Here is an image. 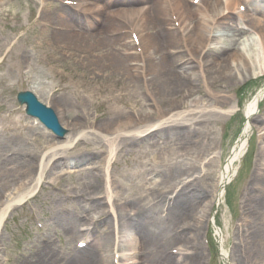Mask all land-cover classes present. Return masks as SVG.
<instances>
[{
    "label": "rangeland",
    "instance_id": "1",
    "mask_svg": "<svg viewBox=\"0 0 264 264\" xmlns=\"http://www.w3.org/2000/svg\"><path fill=\"white\" fill-rule=\"evenodd\" d=\"M37 3L38 0H32L30 2H25L23 0H7L6 3L0 5V100H8V105L12 107L13 105H16L15 94L18 91L27 90L29 85L33 84V86H36L39 89L38 96L40 101H48L54 108L59 106V108L63 110L61 112L62 123L66 124V122H74L79 126H82V120L84 118L86 121L84 123L85 126L93 123L94 126L99 128V130L103 129L102 131L109 129L114 123L117 122V120H119L120 114L123 113L122 108L125 110L127 107H131L133 102L138 100H141L143 105H146L145 101L148 103L149 97L144 95V92L140 87H138V90L136 91L134 88H130L135 83L134 78H132L133 82L129 83V95L126 98L128 102L106 103L108 90H114V96L118 97L117 89L120 87L122 82L127 81L128 79L123 74V67H121V69L119 66L120 61H116L113 66L114 60L112 62L108 61L109 64L113 66L112 69L104 71L105 69L102 70L100 67L102 72L97 76L98 70L96 71V67L98 63V56L101 58V60L103 57V54H97L98 49L104 47L103 50L105 49L106 53L112 52V46H109L111 44L108 41L107 36L104 34L102 40L97 42L95 38H92L93 35L91 37H82L85 42H79L73 39H68L69 41H61L58 39V37H55L56 39H54L53 32L45 27V24L48 22L54 25H59L55 23L54 20L50 19L51 15L49 16L47 14L46 18L43 17L42 19L37 20L35 23H32V21L29 22V20L34 18L37 13ZM53 12H57V9H55ZM32 24L34 25L33 29L25 37L16 36L17 32L23 29L25 25L31 26ZM74 30L77 29L74 28ZM55 32L57 33L59 31ZM232 40L233 39L230 41ZM63 48H65V53L70 54L73 56L72 58L76 59V63H74L75 61L72 59L74 62L63 60L58 62V64H50L48 61V56L55 54L57 51L59 52V50L61 51ZM78 56L83 58L81 59ZM118 59H120L119 56ZM21 61L33 62L34 64L33 66L30 65L26 66V68H22L20 63ZM49 65H51V67H48ZM83 65H85L86 68H84ZM221 65H223V63H220V66ZM219 74L220 73L218 72L214 73L213 69H211L209 72L210 79L215 80V83H217L216 85L219 88L217 91H227L228 95L236 93V98H241L242 104L246 103V101L249 100L250 97L257 91V88H253L249 91L246 90L247 92L245 91L239 96V90L242 89L247 81L251 80V78L248 77L246 81L240 82L239 78L228 80L226 77H223V75ZM99 88H102L100 90L101 92H99ZM151 90H153V93L150 97L154 98L159 103V107L171 108L173 106L169 105L171 104L168 100L170 94L167 90L162 89L161 91H163V93L161 94H157L153 88ZM127 93L128 91H123L120 94V98H124ZM193 94H195V91H193ZM50 95L51 97H49ZM191 95L192 91L188 98H191ZM188 98H186L185 102H183V106L188 104ZM77 101L82 102L83 104L80 110L75 107V102ZM165 102L167 105L164 104ZM261 108L264 110V101L261 103ZM81 112H83L84 117L81 116ZM90 117L95 119V121L90 122ZM30 126V122L24 120L23 115H21V111L10 115L6 113L3 107L0 108V143H4L3 141H7V139L20 141L10 142V148L17 146L14 144L17 143L23 146H19L22 150L26 151H30L36 146H41L42 143L39 142V138L36 137L33 132L34 129H32ZM241 127L242 120L238 122L237 125L233 123V125L229 127H224L221 125L218 132L215 130L216 126L211 125V129L214 130L212 140L209 141V145L205 146V149L200 151V158L209 154L214 148H217V146L219 147V135L221 131L224 136L227 135L226 139H223L224 146L222 148L224 150H228L232 142H234L237 138L240 131L236 134V136L235 132L240 130ZM207 129H210L208 125ZM259 141L261 142V139ZM95 144L96 142L94 145ZM257 145L258 144L255 143L256 151L258 150ZM88 147H90V144ZM96 149L98 148L93 146L91 150ZM5 150L7 149L0 148V156L3 154V152H5ZM86 150L87 148L81 144V146L77 148L76 152H80L78 154H82ZM256 151H254V154ZM94 154L96 155V152ZM147 154L148 155L146 156L149 157L148 161H152L153 158L155 160L161 159L157 153V150L154 148L149 150ZM251 155L252 151L249 152L248 157L251 158ZM68 156L70 157L69 154ZM102 156V154H98V156L94 157L96 160V158L100 159ZM128 156L122 157V155L118 154L115 172L112 169L113 173L118 174L124 167H128L130 170L131 167L134 166L136 161L133 163V165H129L128 161L130 160L128 159L136 157V153L132 151L128 154ZM192 157L196 158L195 151H193ZM140 159L142 158L137 159V161ZM6 168V165H2L1 170L4 171ZM248 174L249 172L247 168L244 177L246 178ZM206 177L199 183L200 190L207 189L212 186V183L209 184V182H207ZM211 177L212 181H214L215 175L213 174ZM77 182L78 181L75 178L71 180L72 184H76ZM243 182L244 180H241L238 183V187ZM69 183L70 182H68V185ZM129 188L132 190V186H129ZM131 190H129V192ZM130 197L132 200L134 199L133 201L138 200L131 196V194ZM259 199L261 201H259ZM259 199H257V206H259L261 203L260 207H258L253 212L250 210L248 211V214H243V217L246 218V220L248 219L251 221L248 224L246 223L245 228L248 230L249 236L252 237L253 244L250 248L252 250L248 249V253L249 250L251 251L249 254L250 258L246 259L244 256L232 249L235 256L234 259L238 264H264V194L261 195ZM254 201H256V199ZM48 210H50L51 214L54 212L52 208H48ZM244 210L245 209H243V212ZM241 216L242 214H238L235 216V219L239 220ZM227 218H230V216H227ZM49 223H51V225H49ZM218 223L220 224V222ZM45 229L46 236L50 239L57 237L62 233V228L60 227L55 216L46 220ZM21 231L22 229L15 231L16 235H19ZM28 231L29 230H27V232ZM6 236L10 237L7 233H4V237L1 240V248H3V244L6 243ZM234 238L235 237L233 236V240ZM39 243L42 245H47L40 242L39 236L37 237L36 235H33L31 236L30 240H26V238L23 237V240H21L17 249V264H21L22 258L26 256V254L33 253ZM61 244H63L62 249L59 248V244L57 243L47 246L50 247L52 252L59 255L60 253L65 252L67 247H71V242H69L68 245L65 243ZM227 247L228 250L233 248L230 243L227 245ZM206 256L208 257L207 254ZM206 256L204 257L202 264H211V262L207 260ZM67 257L69 256L66 254L65 260H67ZM63 258L64 257H62V259H56L50 264H63ZM218 263L219 259L217 258V255H215L212 264Z\"/></svg>",
    "mask_w": 264,
    "mask_h": 264
},
{
    "label": "bare ground",
    "instance_id": "2",
    "mask_svg": "<svg viewBox=\"0 0 264 264\" xmlns=\"http://www.w3.org/2000/svg\"><path fill=\"white\" fill-rule=\"evenodd\" d=\"M92 1H94L95 6H96V1H101L102 4H105L106 6H109V7L112 6V8L117 5L116 1L112 3L111 0H92ZM170 1L173 5V9L177 16V19L180 21V24L183 26V28H185L188 24H191V23L194 24V28L192 29V31H190V33L187 34V40L190 45H195L196 49H199V47L204 45L210 24L212 23L214 19L218 20L217 27H216V33L213 39V42L215 44L217 41L220 40L222 36H224V43L228 42L229 40L227 39L230 38L231 33L226 31L225 29L226 25H228L229 22H231L232 20L236 19V20L242 21L243 19V16L240 13L239 14L235 13L236 0H226L224 4H220L218 1L206 0L205 6L207 8V11H209L211 14L210 17H204V13L200 11L199 8H194V7H190L186 5L184 3V0H170ZM242 1L245 3L247 7V11L245 15L249 17V24H250V29L252 31V36L260 39V45H262L263 51L261 53H254L251 50V52L247 53L248 51L246 50V47L248 46L250 47V45L253 44V42L249 44V40L252 38H246L245 41H243L242 43L243 49L241 50H237V51L234 50L231 53L227 49V47L221 46L219 47L218 50L213 51V54H214L213 59L208 60L209 61L208 64L209 66L216 67L215 68L216 72L221 73L223 72V70L220 67H217L218 64L216 65V61L220 62L223 59L226 62V66H225L226 69L223 72V74L226 73V76L229 78H232L235 75L239 76L243 73L251 75L257 72L256 75H261L262 79H264V9L259 6V1L261 0H242ZM152 4H153V10H151L152 12H151L150 17L147 16V14L150 11L144 12V11L139 10L138 8H133L130 12L124 13L121 15H123L126 19H128L129 22L140 33L141 43L144 47L145 55L149 63L148 70L149 69L152 71L156 70L157 72L156 79L158 81L157 82L153 81V83H155L153 84V87L158 86V88H161V87L166 88V90L172 96H176L179 93H187L189 92V89H188L189 84L193 82L194 83L200 82L199 80L195 79L196 72H194V70L196 69V67L190 66L187 63L188 61L184 60L183 57L181 56L171 57L172 59H175V62L179 66L178 69H175V70L169 67L168 63L170 61V57L169 58L162 57L160 60L158 59L157 61H155V57L153 53L150 51L152 46L148 44V40L151 43L152 34L155 35L160 40L161 33L158 31H155V33L150 34L147 38H145L144 35H141L145 28V24H146L145 19H148L152 22V26H156L158 23V25L162 26L164 29L166 27L165 31H162L165 40H161L160 42H158L160 49L162 48L163 50V44H166L164 47L168 46L171 49H175L174 47H176L179 44V38L177 35L178 33L170 32L169 30V28L171 27V21L169 18V12L167 9L166 0H155L152 2ZM88 11H90V9H83L82 12L87 13ZM227 12H230V15H228ZM68 15L72 17V19H79L78 15L74 13H69ZM155 18H158L157 21H153V19ZM87 20H90L89 21L90 27H95L94 21L96 22L98 20H104V19L100 15L99 12H94L92 13L91 17L87 18ZM159 22L162 25H160ZM109 26L112 27L113 24L111 23V25ZM183 30L186 31V29H183ZM95 31L97 32V29H95ZM218 31L222 33L216 36ZM233 32L236 33V31H233ZM66 33H69L67 34V36H65L67 40L73 39L75 41L85 42V40H83L82 37L86 35H82V34L75 32L68 25V23L66 24ZM92 34H93V31H92ZM243 53H247L249 59H246ZM131 62H133V65L135 66V67H132V70L134 71V73L136 72V70H140V67L138 65L139 58L137 55H132ZM183 77H186V82L183 80ZM158 93L161 94V92H158ZM261 97H262V92H260L257 96L253 97L248 102V104L244 107V111L246 114V121L248 123H250L249 119H251V113L256 107L257 101L261 99ZM225 99L227 101L226 104H230V105L224 113L229 114L235 108L234 102L230 98H225ZM156 111L158 112V115H159V117H157L159 119L156 122L151 123L148 119H145V118L142 119L141 116H138L137 118L138 122L136 123V125L140 124L139 128L135 131L134 134H130L126 136V137L132 138V140L129 141L130 145L141 144L142 142L147 141L149 137H152L156 134L157 129L159 131L160 127H163L167 124H171V123L179 124V122L186 121V118H189L190 120H192L191 118H193L192 117L193 111H197L196 113H203V114L206 113L204 110H192L191 112L186 111L183 114L173 113V115H169V114L167 115L166 113L160 112L158 109ZM129 119H130V116L127 118H124L121 122L115 124L112 127V131L106 133L104 136L99 137L100 139H103V141L107 142V144L109 145L110 151L113 149L112 148L114 146L113 143L117 139V137H115V134L118 133L119 130L123 128L127 129L133 126L132 122H130ZM119 124H124L127 126L123 128H119L120 127ZM177 124L171 126L168 129L172 130L174 128H180V126H178ZM248 129L249 128H244L242 132L243 138H241L239 144H237L233 148L231 155L229 157L230 160L227 162L225 172L223 175H221V179L217 181V182H220V184L221 183L224 184L226 182V178L229 179L227 177L228 176L227 173H230L231 163L237 160L238 157H240L241 154L243 153V150L245 147V138L247 137V134L249 132ZM151 131H154V132L151 133ZM172 131L174 132V134H176V131L174 130ZM73 137H75V135ZM185 145H189V148L190 146L191 147L194 146L195 148L194 150L196 152L198 150L201 151V147H200L201 144L198 141H193L187 138H184L181 140L177 139L176 141L173 140L171 142L162 143L161 144L162 147H160L159 145V150L161 151L162 155H166V157L169 158L171 153L180 152V149L184 147ZM110 160L111 158H108V160L105 162V168H104L105 171H107L109 167ZM13 162L16 163L17 165H20L19 158H14ZM45 165H46V162H45ZM183 166L184 167L178 166V165H170L169 163L164 162L161 165V169L163 172L162 176L165 177V180L160 181L158 184L161 185L162 182L163 183L166 182V180L169 178H172V176L174 178V175L182 176L181 174H178L181 172L183 173L186 172V174L190 172L193 174L195 172V169L193 167L189 166L188 168H186L185 165ZM55 167L56 166L53 165L52 169H54ZM146 167H149V168H146ZM153 170H154L153 167L150 165L149 166L140 165V166H135L134 171H136V175H139V176L144 175V178H145V176L147 177L148 175H150L153 172ZM17 173L18 172L13 171L11 173L4 175V178L14 177ZM114 175L115 177H113V182H114L115 188L118 184H120L119 188L123 186L121 185L122 182H126V184L128 183L131 185L139 186L138 182L137 183L133 182L136 180L135 178H133V177H136L135 173L133 172L130 173L129 171L126 170V172H122L120 174H114ZM177 177L181 178L179 176ZM259 177H260L258 178L259 183L261 184V186L264 187V181H263L264 172L260 173ZM89 181H91V178H89ZM192 181L195 182L196 179L194 178ZM156 183L157 181H154L150 185L156 186ZM120 191L121 189H119V192ZM119 192L117 193L118 194L117 201L119 204V210H120L119 212L120 214L123 215V213L127 212L129 209H128V206L125 204V202H122V199H121L122 195ZM189 194L190 193L184 192V190L182 189L176 194V196H174V198H176L175 199L176 203L174 202L171 208L167 209L168 220H167V223L165 224H164L165 221L161 223L165 227H163V229L157 234L159 235V237L157 235L147 232L143 228L147 225H150V223L151 224L156 223L154 216L157 213V210L162 209V206H159L161 203L157 205L156 209L142 211L140 213V216L138 217V220L135 223L131 224V226L129 223L125 222L124 227L121 231L123 249H125V251L127 252H135V254L141 249V250L146 251V255L144 258H138L137 254L136 256L133 255L131 257H126L123 261V264H127L128 262H130V264H134L137 262V260L142 261V264H200V262L202 261V254H198L197 252H195V250L193 251L191 248V242H190V241H195L198 239L196 236H194L196 231L193 230V227H191L193 226L191 224L192 222L191 218L184 217V216H188V214H190L189 212L196 211L197 205L199 202H196L197 199L195 197H197L198 195H193V194L189 195ZM139 195H141V192L139 193ZM151 196L155 197L154 201L159 199L158 192H156V196L154 194H151ZM178 196H181V198H179ZM222 197H223V189L220 187V190H218L217 192V200L215 204H219L221 202ZM260 205L261 203L259 204V207ZM255 206L256 204L252 206L253 207L252 209L256 208ZM183 219L184 221L191 220V222H188L186 225V230L188 234H185L183 233V231H181L180 235H178L177 229L179 227L177 228V226H174V223L179 222ZM196 222L199 224L198 221ZM151 227H154V226H151ZM129 228L134 229V235L131 236L130 239H127L130 236L128 234ZM125 234H128V235L125 236ZM159 238L165 239L163 240L164 246L167 244H173V243H179L178 245L180 246L183 245L182 247L186 246L188 250L185 249V251H187L188 253L186 252L187 254H185L184 256L178 259L173 258L170 255H166L164 246H161L158 241ZM106 242L107 240H106L105 234H103L102 236H99L98 239H96V241L94 242V244L90 246L92 248L85 250L83 252L77 253L76 255L73 256V259L70 260L67 264H107L108 262L107 256H104L102 259L100 257V253L104 252V247H105ZM149 249H150V252H149ZM143 253L144 252H142V254ZM222 257L225 260L226 264H229L232 261L230 256L227 257V254H224V256ZM25 264H45V260L44 258L36 257V258H32Z\"/></svg>",
    "mask_w": 264,
    "mask_h": 264
},
{
    "label": "water",
    "instance_id": "3",
    "mask_svg": "<svg viewBox=\"0 0 264 264\" xmlns=\"http://www.w3.org/2000/svg\"><path fill=\"white\" fill-rule=\"evenodd\" d=\"M40 109H41V111H43L42 113H48L46 110H44L42 108H40Z\"/></svg>",
    "mask_w": 264,
    "mask_h": 264
}]
</instances>
